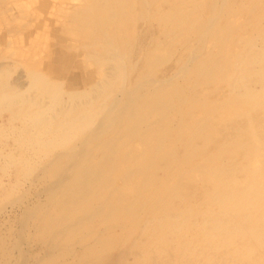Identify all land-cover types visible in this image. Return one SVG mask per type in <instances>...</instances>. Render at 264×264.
Instances as JSON below:
<instances>
[{
    "label": "rangeland",
    "instance_id": "obj_1",
    "mask_svg": "<svg viewBox=\"0 0 264 264\" xmlns=\"http://www.w3.org/2000/svg\"><path fill=\"white\" fill-rule=\"evenodd\" d=\"M116 45L131 50L120 61L125 79L111 72ZM0 69L16 85L35 71L48 87L56 86L45 90L49 118L42 123L33 118L35 111L15 120L17 96L11 95L13 104L0 90V264H19L22 256L25 264H92L110 256L126 259L124 264H264L258 244L264 231L254 229L252 236L250 230L252 219L254 225L264 219V0H0ZM108 80L115 94L109 90L100 97ZM139 84L131 109L117 128H100L95 157L87 156L96 167L111 160L106 180L83 201L76 199L80 219L61 230L56 221L74 205H61L70 193L48 194L59 171L52 162H66L68 151L87 140L102 118L104 103L118 98L121 88ZM25 89L36 97L41 87L32 83ZM76 104L82 106L68 120L87 126L73 132L59 115L64 124L46 131L52 114ZM38 123L47 139L58 137L60 128L69 136L43 155L44 143L52 140L38 144L32 134L19 135ZM110 142L112 151L104 147ZM52 157L54 169L48 166ZM164 192L163 198L171 195L164 204L151 196ZM117 195L123 207L143 197L140 213L129 221L136 223L139 215L140 222L124 242L91 253L92 239L104 230L101 222L89 223L97 220L95 205ZM80 220L90 227L75 235L69 230ZM107 225L106 235L126 227Z\"/></svg>",
    "mask_w": 264,
    "mask_h": 264
},
{
    "label": "bare ground",
    "instance_id": "obj_2",
    "mask_svg": "<svg viewBox=\"0 0 264 264\" xmlns=\"http://www.w3.org/2000/svg\"><path fill=\"white\" fill-rule=\"evenodd\" d=\"M120 2H123V0H118ZM87 3V2H86ZM109 5V4H108ZM105 6V5H104ZM90 8V7H89ZM84 9V8H83ZM183 9V8H182ZM87 10V9H86ZM89 11V10H88ZM91 11V9H90ZM94 12V11H93ZM103 12V11H102ZM176 12V11H175ZM205 12V11H204ZM98 13V12H97ZM214 14V13H213ZM212 14V15H213ZM185 16V15H184ZM206 16V15H205ZM214 16V15H213ZM10 20V19H9ZM187 21V20H186ZM199 21V20H198ZM208 21V20H207ZM191 22V21H190ZM189 22V23H190ZM104 23V22H103ZM205 23V22H204ZM212 23V22H210ZM163 26V25H162ZM95 27H100V23H96V26ZM100 29V28H98ZM138 34V32H136ZM105 36V35H103ZM136 36V35H135ZM106 39V38H105ZM104 39V40H105ZM165 39V38H164ZM108 40V39H107ZM106 40V41H107ZM118 41V40H117ZM140 42V41H139ZM108 43V42H107ZM146 43V41H145ZM133 44V43H132ZM241 44V43H240ZM129 45V44H128ZM108 46V45H107ZM125 46V45H124ZM123 47V45L120 47V49ZM141 47V46H140ZM139 47V48H140ZM103 48V47H102ZM118 49V45H116V47L114 48V52H115V56L114 57H119V59H116L114 58L113 56V63L110 64V67L112 69L111 72H116V74L119 72L120 74L122 73V79H125V77L128 75L126 73V71H122L121 69V60H126L127 57L129 56L130 54V49H123L122 51ZM120 50V51H119ZM134 50V49H133ZM140 50V49H139ZM200 50V49H199ZM143 51V50H142ZM155 51V50H154ZM199 52V51H198ZM220 52V51H219ZM140 53H145V52H139L138 54ZM156 54V52H155ZM132 55V54H130ZM158 55V53H157ZM176 55V54H175ZM152 56V55H150ZM225 56V55H224ZM99 57V56H98ZM140 57V56H139ZM147 57H149V55H147ZM124 58V59H122ZM138 58V57H136ZM135 58V59H136ZM156 58V57H155ZM153 57V60L156 62V59ZM247 58H251V60H255L257 57L256 56H247ZM45 59V58H44ZM104 59V58H103ZM134 59V60H135ZM97 60V59H96ZM102 60V59H100ZM111 61V60H110ZM134 62V61H132ZM111 63V62H110ZM150 63V62H149ZM157 63V62H156ZM226 63V62H225ZM154 64V63H153ZM158 64V63H157ZM138 65V64H137ZM181 65V64H180ZM130 67V66H129ZM51 68V67H50ZM125 67H123L124 69ZM129 69V68H128ZM183 70V68H181ZM185 69V68H184ZM31 70V69H30ZM131 70V69H130ZM7 72V69L5 70ZM3 71V69H0V90H2V93L4 94V96H9L10 99L12 100L13 104L15 102V99H13V97L11 95H15L17 96V99H16V103H17V106L14 108V110L12 111V115L15 116L14 119L15 120H20V119H27L29 117V115L31 113H34L35 111V116L33 118L37 119L35 121H39L40 123L44 122V120L48 119L49 116L46 114V110L48 109V107L44 106L45 104V101H44V97H46V94H45V90L46 89H50L51 91L55 90L56 86H50L48 87L46 84V81H45V78L43 75H40L41 73H37L35 71H32L31 73H28L27 75V79H26V83L24 84H18L16 85L15 83L13 84V81L12 83H10L9 81V78L8 76L6 75V72ZM136 71V70H135ZM180 71V70H179ZM44 72V71H42ZM128 72V71H127ZM145 72V71H144ZM130 73V72H129ZM137 73V72H136ZM143 74V73H142ZM165 74V73H164ZM174 75V74H173ZM176 75V74H175ZM23 76V75H22ZM111 76V75H110ZM147 76V75H145ZM220 76V75H219ZM114 77V76H113ZM118 77V76H117ZM140 77H141V74H140ZM149 77V76H148ZM165 77V76H164ZM113 79V78H112ZM134 79V78H133ZM168 79V78H167ZM16 80H18L16 78ZM15 80V81H16ZM117 80V79H116ZM165 80V79H164ZM14 81V82H15ZM21 81V80H20ZM104 81V80H103ZM107 82L104 86H101V85H98V88L99 86H101L100 91L98 92V95L103 96L105 97L106 93L109 92L110 90V93L109 94H113L115 91H116V88L113 84L112 81L108 80V81H105ZM143 81H141L142 83ZM164 82V81H163ZM32 83H38L39 86L41 87V90L39 92L36 93V97H35V94H31L28 96V95H25L26 93V87H29L30 84ZM129 83V82H128ZM139 83V82H138ZM134 84V83H133ZM132 86V85H131ZM134 86V85H133ZM151 86V85H150ZM153 86V85H152ZM151 86V87H152ZM145 87V86H144ZM140 88H141V84L137 85V86H134L132 88V90H129L125 88V90L123 88H121V91L119 94L120 96L118 98H115L112 100V102H107V103H104L105 105H103V115H102V118L98 119L97 120V124L94 126V128L90 129L89 132H88V137H87V140H84L82 143H80V145L78 146H73L68 152L70 154H68L65 158V161L66 162H61V161H54L52 162V158H49L48 161H50V163H46L45 164L49 166V168H52V163H54L55 165H53L55 167V170L58 171V174H56V179L52 181L51 183V186L49 187V191H48V194H53L55 193L58 189L64 194V196L68 195L69 193V196H66V197H62L61 199V205L65 208L68 207V204L70 202V200L72 201V205H74L73 207V211H71V213L69 215H65L63 217H60L59 221H56V227H59L61 226V230H63L67 225H70L72 223H75V222H72V220H76L78 221L80 219V217H77L76 214L79 210V201L76 200V199H79L80 201H83V199H86L87 196L86 194L88 193V191H96L98 190L99 188H101V184H102V181L107 178L106 176H108V169L106 170V166H108L109 164H112L111 163V160L105 165H100V167H96L95 163H93L92 161H88L86 160L87 159V156H92L94 155L95 157V154H93L92 150H93V142H94V138H96L95 136H99L101 135L99 132L101 131V127H115V125H117V123L122 119V116H123V113H125L126 111L130 110L131 109V105H133L132 103L135 101L136 97L138 98L139 94H140ZM146 89V88H145ZM60 91L59 89H57V92ZM76 92V91H75ZM143 92V91H141ZM74 93V92H73ZM151 93L153 94V92L151 91ZM176 93V92H175ZM1 94V92H0ZM115 94V93H114ZM118 94V93H117ZM147 94V93H146ZM145 94V96H146ZM148 95V94H147ZM143 96V95H142ZM53 97H55V95L53 94ZM52 97V98H53ZM149 97V96H148ZM4 98V97H3ZM94 98V96L92 97V99ZM146 98V97H145ZM153 98V97H152ZM151 98V99H152ZM96 99V98H95ZM94 100V99H93ZM153 100V99H152ZM144 101V100H143ZM95 102V101H94ZM97 102V100H96ZM141 102V101H140ZM34 104V106L31 107V104ZM87 104V103H85ZM139 104V103H138ZM100 105L102 106V103L100 102ZM140 105V104H139ZM82 106V104H76L75 106L69 108V107H64L62 109H60L59 111L57 110V112L55 114H52V123L49 122V124H53V126L51 128H47V130H54L55 127L57 125H60L61 124H64L67 126L69 125L70 128L73 130L74 132V129L75 130H78L79 128L82 127V125H84L85 123H75V119L73 120H68L69 117L67 116H71L70 114H76L77 112H73L77 109V107H80ZM89 106V105H88ZM99 106V105H98ZM145 106V105H144ZM160 106V105H158ZM37 107V108H36ZM138 107V106H137ZM136 107V108H137ZM148 107V106H147ZM146 107V108H147ZM35 108V109H34ZM39 108V109H38ZM150 108V107H149ZM173 108V107H172ZM86 109V108H85ZM138 109V108H137ZM120 110V111H119ZM134 110V109H133ZM90 112V111H89ZM7 113V112H6ZM117 113H120V114H117ZM87 114V113H86ZM130 114V113H129ZM61 115L62 119L64 120V123L60 122V120L58 121V116ZM60 117V119H61ZM126 117V116H125ZM89 118V117H88ZM158 118V117H157ZM95 119V118H94ZM131 119V118H130ZM55 120V121H54ZM78 121V120H77ZM87 121V120H86ZM123 121V120H122ZM138 121V120H137ZM179 121V120H178ZM31 123L34 122V120H31L30 121ZM20 123V121H19ZM40 123H38V126H34V128L32 127L31 129V125H28V127H23L21 129V131L24 132L22 134H19L20 136L24 135L23 137H26L28 134H32L34 137H35V141L36 143L38 144H41L42 143V140L43 141H51L52 142L50 143H44V146L43 147V152L42 154L45 155V151H46V148H53L54 149V146L56 145L55 142H57L58 140L62 139V138H65V137H68L69 135H66L65 130H67L66 128L64 130H60L58 131L59 132V135L58 137H53L52 134L51 138L50 139H47L48 137L50 136H44V135H47V134H43L41 133V131H43V125L41 126ZM58 123V124H57ZM94 123V122H93ZM148 123V122H147ZM135 124V123H134ZM20 125V124H19ZM64 125V126H65ZM87 126V124H85ZM91 125V124H90ZM172 126V125H171ZM19 127V126H18ZM59 127V126H57ZM117 128V127H115ZM111 129V128H110ZM114 129V128H113ZM116 131V130H115ZM51 132V131H50ZM71 132V130H70ZM106 132V131H105ZM104 132V133H105ZM55 133V132H54ZM68 133V132H67ZM112 133V132H111ZM56 134V133H55ZM72 134V132H71ZM103 134V133H102ZM205 134V133H204ZM116 135V134H115ZM30 135H28V138H29ZM31 137V136H30ZM81 137V136H80ZM91 138V139H90ZM105 138V137H104ZM21 139V138H20ZM6 140V139H5ZM106 140V139H105ZM14 141V139H13ZM18 141V140H17ZM74 143V142H73ZM84 143V146H82ZM86 143V144H85ZM112 143L113 142H110V144H106V146H104L105 148H107L109 151H112ZM19 144V143H18ZM17 144V145H18ZM95 144V142H94ZM17 145H15L17 147ZM28 145V144H27ZM160 145V144H159ZM12 146V145H11ZM9 147V148H12V147ZM21 147V146H20ZM24 147V146H23ZM156 147V146H155ZM18 148V147H17ZM98 148V147H97ZM38 149V148H37ZM106 149V150H107ZM28 150V149H27ZM155 150V149H154ZM66 151V152H67ZM157 151V150H156ZM23 152V151H22ZM65 152V153H66ZM107 152V151H106ZM114 153V152H113ZM25 154V153H24ZM30 154V153H29ZM27 154V155H29ZM10 155V154H9ZM27 155L25 156L27 158ZM101 155V154H100ZM103 155V153H102ZM154 155V154H153ZM14 156V155H13ZM11 156L10 159L13 157ZM59 156V155H58ZM65 156V155H63ZM19 157V156H18ZM6 158V157H5ZM25 158V159H26ZM84 158V159H83ZM111 158V157H110ZM9 159V160H10ZM24 159V158H23ZM57 159V158H56ZM63 159V158H62ZM5 160V159H4ZM7 160V159H6ZM13 160V159H12ZM11 160V162H13ZM86 162H83L85 161ZM22 161V160H21ZM103 161V160H102ZM8 162V161H7ZM17 162V161H16ZM25 162V161H24ZM52 162V163H51ZM113 162V160H112ZM143 163V162H142ZM141 163V164H142ZM167 163V160L165 159L164 160V163H162L163 165ZM97 164V163H96ZM161 164V165H162ZM25 165V164H24ZM27 165V164H26ZM44 165V168L45 166ZM166 165V164H165ZM16 166V165H15ZM43 168V169H44ZM18 169V168H17ZM27 169H28V166H27ZM54 169V168H52ZM52 169H48L49 171L51 170V173H52ZM163 170V169H162ZM47 172V171H46ZM25 179V178H24ZM155 179V178H154ZM106 180V179H105ZM151 183V181H150ZM49 184V183H48ZM143 186V185H142ZM107 188V187H105ZM45 190V189H44ZM170 190V189H169ZM47 191V190H46ZM171 191V190H170ZM175 191V190H174ZM68 193V194H67ZM74 194H75V197H74ZM165 194L164 193H160L159 194V197L155 194V193H152V197H154L155 199H157L156 201L160 202V199L163 198V195ZM170 194V193H169ZM172 194V192H171ZM18 196V195H17ZM16 196V197H17ZM57 196V195H56ZM166 196V195H165ZM51 197V196H50ZM49 197V198H50ZM58 197V196H57ZM97 197V196H96ZM135 197V196H134ZM151 197V198H152ZM171 195H167L166 197H164L163 199V204L165 203V200L166 198L170 199ZM184 197V196H183ZM72 198V199H71ZM121 198L122 196L121 195H117L116 199L114 200H111V201H106V203H98L97 201V204L95 205V209H98V213H94L95 216H96V219L97 220H91L89 221V223H91L92 226H96V224L100 223L101 222V225H104L103 229L104 230H101L102 231V236H98L96 238H93L92 239V242L90 243L91 245H89V248H91V253H97L99 251H102L103 248H108V245H110L112 242H119V241H125L127 236L129 235V233H132L138 223L140 222V218H139V215H136L137 218L135 221L136 223H133V222H129L130 221V216H133V212H138L140 213L141 211V208L144 204V200H143V197L140 198H135L133 201L134 203L132 204L131 207H123L121 205H118L117 203L121 201ZM150 198V199H151ZM185 198V197H184ZM47 199V198H46ZM101 199V198H100ZM69 200V201H68ZM74 200H76V202L74 203ZM180 201H184V202H187L188 200H180L179 199V203ZM51 202V201H50ZM89 202V201H88ZM101 202V201H100ZM58 204V202H57ZM92 204V203H91ZM161 204V203H160ZM104 206V209L103 211L101 210V207ZM94 207V205H93ZM145 208V207H144ZM158 208V207H157ZM155 208V209H157ZM160 208V207H159ZM182 208V207H181ZM70 211V210H69ZM92 211V210H91ZM102 211V212H101ZM45 212V211H44ZM76 213V214H75ZM153 213V212H152ZM169 213V212H168ZM42 214V213H41ZM40 214V216H41ZM44 214V213H43ZM67 214V213H66ZM190 214V213H189ZM80 215V214H79ZM173 215V214H172ZM188 215V214H187ZM43 217V216H42ZM45 217V216H44ZM54 217V216H53ZM134 217V216H133ZM184 217V216H183ZM180 219V218H179ZM26 220V219H25ZM22 221V220H21ZM109 221H116V222H120V224H123L125 225L126 227L123 228L122 231H120L118 234H110L108 233L109 235H106L105 232H109L111 229L108 228V222ZM219 221H220V224L222 222V219H218L216 220L215 219V222L219 225ZM95 222V224L93 223ZM257 224H255V220L252 219L250 221V230H254V229H261V231L263 232L264 231V219H261V220H257L256 221ZM24 222L22 221V224ZM88 223H83L82 220H80V223L74 228V229H71L68 230L69 231H73L75 232V235H78L80 233H82V229L83 228H86L85 225L87 224L89 227H90V224ZM133 223V224H132ZM21 224V223H20ZM129 224V225H127ZM132 224V225H131ZM201 224L203 225L204 222L201 221ZM55 225V224H54ZM74 225V224H73ZM131 225V226H130ZM23 225H21L22 227ZM119 226V224H118ZM204 226V225H203ZM37 227V226H36ZM82 227V229H81ZM131 227V228H129ZM88 228V227H87ZM52 229V228H51ZM89 229V228H88ZM109 229V230H108ZM202 229V228H201ZM67 230V229H66ZM205 230V229H204ZM68 231V232H69ZM202 231V230H201ZM62 232V231H61ZM197 232V231H196ZM54 233V232H53ZM64 233V232H63ZM70 233V232H69ZM101 233V232H100ZM254 233H258L257 231H253L252 232V236L254 235ZM85 235V234H84ZM61 237V236H60ZM179 239V238H178ZM181 239V238H180ZM195 240V239H194ZM109 241V242H108ZM178 241V240H177ZM180 241V240H179ZM262 241L263 242H259L258 244L259 245H262L261 248L264 247V237L262 238ZM29 242V241H28ZM183 244V243H182ZM56 245V244H55ZM22 247V246H21ZM56 246H53V248L55 249ZM61 247V246H60ZM259 247V246H258ZM17 249V248H16ZM22 250V249H21ZM130 250V249H129ZM107 251V250H106ZM4 252V251H3ZM24 253V252H23ZM53 253V252H52ZM5 254V253H4ZM30 254V253H29ZM20 255V253H19ZM26 255V254H25ZM19 258V256H17ZM21 257V256H20ZM23 257V256H22ZM21 259L19 260V264H25L26 263V259ZM28 257V256H27ZM99 257V256H98ZM84 258V257H83ZM93 258V257H92ZM141 258V257H140ZM90 259V258H89ZM124 258L122 257H115V256H110V257H106L105 260H103L101 263L99 262H93L92 261V264H124ZM139 260V259H138ZM141 260V259H140ZM83 261V260H82ZM87 261V260H86ZM85 261V262H86ZM85 262L83 263H80V264H85ZM91 264V263H90ZM170 264V263H169Z\"/></svg>",
    "mask_w": 264,
    "mask_h": 264
}]
</instances>
